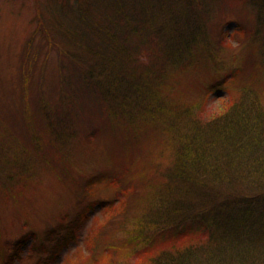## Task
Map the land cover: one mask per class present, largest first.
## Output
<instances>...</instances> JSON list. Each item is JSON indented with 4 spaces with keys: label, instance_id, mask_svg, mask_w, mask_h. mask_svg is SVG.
I'll use <instances>...</instances> for the list:
<instances>
[{
    "label": "trees",
    "instance_id": "1",
    "mask_svg": "<svg viewBox=\"0 0 264 264\" xmlns=\"http://www.w3.org/2000/svg\"><path fill=\"white\" fill-rule=\"evenodd\" d=\"M234 3L251 10L250 23L243 16L233 17L236 34H250L264 55V0H45L43 4L42 45L59 52L60 88L54 104L50 98L44 101L46 91L40 92L36 110L17 109L13 100L16 112L22 111L21 120L31 125L28 143H44L36 128L41 126L47 146H58L74 131L73 118L83 103L82 94L95 97L99 116L112 119V127L142 115L146 121L159 123L167 135L161 155L143 161H139L142 155L133 157L135 165H144L152 190L145 199L140 226L131 227L136 236L128 240L135 246L130 256L138 259L136 264H264V73L258 67L260 59L247 77L251 81L241 85L235 70L224 72L222 94L216 98L220 105L208 110L207 117L200 115L204 108H198L203 101L168 105L165 114V103L158 101L162 79L173 76V69L193 63L191 59L215 37L220 21H213L212 8ZM12 116L3 113L0 121L7 122L8 117L19 125ZM20 155L18 151L8 155L0 147L1 178L8 176L11 182L21 177L26 167L17 161ZM238 183L245 185L243 191L237 190ZM113 208L109 206L108 211ZM195 215L197 221L188 228L167 235L169 229ZM195 222L198 226L194 227ZM77 229L76 224L59 231L71 235ZM85 240L92 243V235ZM153 243L162 247L156 251ZM88 249L95 256L94 246ZM113 249L108 247L95 257V264L113 259L109 253ZM74 258L70 264H83L81 254Z\"/></svg>",
    "mask_w": 264,
    "mask_h": 264
},
{
    "label": "rangeland",
    "instance_id": "2",
    "mask_svg": "<svg viewBox=\"0 0 264 264\" xmlns=\"http://www.w3.org/2000/svg\"><path fill=\"white\" fill-rule=\"evenodd\" d=\"M44 3L45 0H0V115L13 114L18 120L15 123H20L15 126L8 117L7 122L0 121V147L8 155L18 151L21 155L17 161L26 167L21 177L11 182L8 176L0 177V264H70L80 254L83 264H95L108 247L114 248L109 251L113 259L109 257L101 264H136L138 259L130 256L135 246H130L128 240L136 236L131 227L140 226V216L146 211L145 199L152 190L144 165H135L133 157L138 154L144 156L139 161L154 159L161 153L167 135L159 123L146 121L142 115L112 127V119L99 116L95 97L82 94L83 103L77 106L73 118L74 131L58 146H47L41 126L36 128L44 143H28L31 125L21 120L22 111L17 109L26 106V110H36L39 94L45 91L48 97L44 101L50 98L54 104L60 88L59 52L42 45L39 19L44 14ZM212 9L213 21H220L215 37H210L204 52L199 50L191 59L193 63L173 69V76L162 79V97L158 101L165 103L164 114L169 106L203 101L198 108H204L200 114L204 116L220 105L216 98L222 94L224 72L235 70L241 85L247 79L251 81L247 77L260 59L258 67L261 75L264 73V55L258 51V42L248 33L237 35V25L232 21L235 16H243L246 21L251 10L237 3ZM261 75L257 73L259 79ZM237 185L238 191L245 186ZM197 216L169 229L167 235H174L178 228L185 230L190 222L197 221ZM76 224V233L65 231L64 235L59 231ZM193 225L198 226L196 222ZM90 235L93 242L88 244L85 239ZM89 245L94 246L95 256L90 254ZM152 247L158 251L162 246L153 243Z\"/></svg>",
    "mask_w": 264,
    "mask_h": 264
}]
</instances>
